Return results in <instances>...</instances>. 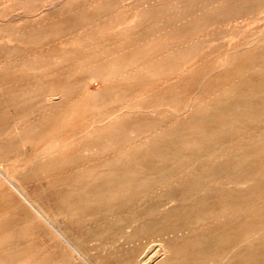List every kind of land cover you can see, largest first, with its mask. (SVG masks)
<instances>
[{
    "label": "bare ground",
    "instance_id": "bare-ground-1",
    "mask_svg": "<svg viewBox=\"0 0 264 264\" xmlns=\"http://www.w3.org/2000/svg\"><path fill=\"white\" fill-rule=\"evenodd\" d=\"M82 1L94 4L88 7V10H96V12L89 15L80 14L79 3L59 0L48 5L46 2H37L35 6L41 13L31 14L24 8H20L18 10L23 11H19L17 16L20 20L33 18L39 23L48 22L53 24H63L65 22L73 24L80 20L96 21L102 24L119 23L118 17L107 13V8H109L112 0ZM119 1L123 3L122 0ZM221 7V4L218 5L217 1H213L210 7L202 5L197 10L215 9L220 12ZM132 21L134 22L135 19ZM72 32L73 29H66L62 33ZM13 34L10 33L0 37V91L3 89L2 87L6 86L15 84H22V86H20L17 93L19 109L10 106V103H0V110L5 108L7 114L12 116L10 123L0 119V188L9 193V202H14L19 213H14V208H12V214L3 211L4 214L0 215V264H48L46 262L42 263L38 252L29 251L26 246V235L23 231L18 232L19 229L16 231V217H22L28 225L35 227L38 232L40 231L47 238L49 237L50 241L62 251L65 257L64 262H70L71 264H102L97 261L98 259H95L93 251L97 249L94 248V244L91 245L93 242L97 244L102 242L106 245L114 244L115 236L120 230L131 228L134 232V229L139 225L145 226V219L148 222V230H152V232L159 230L160 222L156 220L157 215L154 211H150L144 216L138 213L136 215L131 213L132 216L123 213L130 202L134 206L140 204L142 200H139L138 197L142 188H148L149 190L163 189L168 204L179 201V199H193L201 205L198 200L200 195L203 194V197L209 191L216 190L218 192L220 190V188L219 190H209L210 183L222 185L223 181H227L233 185L249 183L254 185L260 180L264 182V170H261L264 167V161L259 160L260 166H249L247 169L244 166L248 160L263 156L264 135H260L259 140L254 139L253 145L248 147L249 151L232 154L230 156L232 162H228L224 166L218 162L215 163L216 172L218 170H227L226 173L232 171L231 175L228 176L220 175L221 173L217 175L215 171L209 174L206 171V165H204L205 160H215L216 158L219 160L226 153L215 150L209 154L203 153L196 156L194 162L191 156L186 154L181 156L183 151L182 149L178 150V146L185 147L189 145L194 148L206 141L205 138H202L204 136L190 140L179 139V141V133H182L178 129L180 124H167L166 128L161 129L160 133L156 128L154 129L156 138L153 139L154 136L151 131L148 132L137 126L135 118L139 111L158 112L152 106L151 100L143 104H135L130 99L131 95H135L137 92L148 95L153 90L151 85L143 84L140 86L139 84L144 78V81L148 79L149 76L146 74L156 66L146 62L147 60L143 58L145 56L143 55L144 52L142 54L135 52L110 57H106L107 52H101L97 55L98 57H95V53L94 55L84 53L86 49L89 50L90 47L94 49L95 47L93 42L89 43L85 39L86 41L80 43L72 41L69 46L70 51L66 54L57 51L51 56L35 54L33 59H27L23 55L15 54L14 50L18 48L26 50L27 47L33 44L43 46L52 40V31L43 28L31 38L24 32ZM261 38H264V34H259L258 39H255L249 45H253L255 42L258 43ZM1 49H5V52ZM103 49L105 48L103 47ZM235 52H238L236 47L229 54L232 55ZM99 57L104 59L98 63L91 62V60H96ZM197 57L195 55L193 58ZM263 58V56L259 57L261 59L259 61L261 62L260 65L264 67ZM259 61L257 60L255 63ZM117 62L119 63L117 64ZM235 63V59L230 58L217 61L211 68L206 69L203 74H219L230 69ZM130 71L132 74H130ZM139 72H145V77H141ZM125 74L130 76L127 77ZM115 75L121 76L118 83L110 81V78ZM91 79L100 80L104 83V97L98 107L100 112L103 113L98 119L99 122L103 123V126L100 129L93 128L92 125L80 127L82 137H78L75 134V131L79 130L80 120L78 116L90 106L78 96L82 93H85L86 97L92 95L90 92ZM202 83L200 82L199 85L201 86ZM115 89H120L123 92L121 96L117 97L119 101L112 106L114 103L112 102L113 91ZM224 94L226 93H221V97L225 96ZM259 94L260 97H264V91L260 90ZM246 96H248L247 101H256L259 97L257 95L253 97H250L251 95ZM33 98L36 100L33 101ZM185 99L187 100L186 104L190 106L189 109L193 107L208 109L211 106L206 103L203 97L196 94H191ZM253 107L252 103L249 106L245 105V108L237 106L229 112V116H236L237 112L242 109L250 112ZM165 108L166 112L176 113L180 111L174 101H168ZM261 111H264V109ZM259 120L264 122V117L250 119L248 126L250 127L251 124H255ZM125 124H132V129L137 135L143 133V131L147 134L144 138L145 142L139 145V150L146 145L159 147L161 143L168 146L167 150L161 155L162 152L159 153V149H157L149 157L150 151L143 149L138 159V157H135L138 149L133 147L126 155L119 153L112 160L104 159V163L97 165L96 159H103V153L113 149L124 140ZM12 125L16 130H14L15 133L11 129ZM67 133H70V136L65 137L64 134ZM133 149L135 150L133 151ZM17 150L18 155L13 159L10 152ZM81 159H84V162L77 165V162ZM137 159L139 161L148 159V161H151L150 163L157 160L165 164L159 167L152 166V169L145 171L147 168H139L140 165L134 163L138 161ZM120 163L123 164L119 165ZM169 164H171V167ZM71 165H75L76 168L70 170ZM161 171H171L172 174L170 173L168 177L156 178L155 172L160 173ZM189 176H194V179L190 181ZM26 177H30L32 186L34 185L39 190L35 196L28 191L29 186H26L27 183L26 185L23 183ZM135 177L139 179L138 182L133 180ZM172 184H180L181 187L183 184L187 189L180 193V197L177 194L175 195L176 192L170 188ZM131 191L134 194L133 196L129 195ZM142 193L144 194L143 191ZM58 196L60 197L58 198ZM250 197L253 199L252 208L254 213H252L258 214L262 218V224L259 225L257 231L248 230V234L242 241H236L229 250L230 254L234 250L236 251L241 242H251L255 235L261 233L264 229V188L260 190L253 189ZM232 199L231 194L220 197V205L217 211L214 212L213 217L221 218L228 215L229 222L232 224H235L239 217H243L241 204L233 202ZM253 214L248 216H253ZM112 216L118 218L114 223L109 220ZM143 218L144 220H142ZM204 220H209V218L205 216ZM65 221H68L69 225ZM96 223H101V227H94ZM114 224L120 226V229L112 227ZM168 229H173V226ZM167 231L169 233V230ZM170 231L175 233V230ZM207 242L208 239L204 245L200 246L202 251L207 247ZM89 244L93 246H89L90 249L87 247ZM195 245L199 247L198 242ZM170 252V249L163 242L157 246V251L151 260L144 261L140 259L138 264H164L168 260ZM225 253L219 246H215L209 257L204 254L205 256L203 255L201 258L191 260L189 264H223V260L229 255V252L228 255ZM52 254L55 256L54 253ZM185 261L187 260L185 259Z\"/></svg>",
    "mask_w": 264,
    "mask_h": 264
},
{
    "label": "rangeland",
    "instance_id": "rangeland-1",
    "mask_svg": "<svg viewBox=\"0 0 264 264\" xmlns=\"http://www.w3.org/2000/svg\"><path fill=\"white\" fill-rule=\"evenodd\" d=\"M57 1L59 0H0V37H4V35L6 36L10 33H14L13 35H15V33L21 34L24 32L31 38L43 28L53 33L52 40L48 41L45 45L38 46L37 44H33L27 47L26 50L18 48L14 50L15 54L23 55L27 59H33L35 54L51 56V54L57 51L66 54L70 51L69 46L72 41L80 43L86 40L89 43L93 42V46L95 47L94 49L91 47L89 50L86 49L84 53L86 55L89 53L94 55L95 53V57H98L97 55L101 52H107L106 57L122 54L128 55L135 52L142 54L144 52L143 55L145 56L143 58L147 60L146 62L158 67L155 66L148 74L139 72L143 78L145 74L149 76L147 80L144 81V78L139 84L140 86L143 84L151 85L153 86V90L148 95L137 92L135 95H131L130 99L135 104H143L151 100L152 106L158 112L139 111L135 118L137 126L148 132L151 131L154 136L156 134L154 132L155 128L160 133L161 129L166 128L167 124H180L178 129L182 133H179L178 140H190L204 136L202 138H205L206 141L199 144V146L194 148L189 145L185 147L178 146L177 149H182L183 154L181 153V156H185V154L191 156L193 162L196 160V156H200L203 153L209 154L214 150L226 153L219 160L216 158L215 160L207 159L204 161L206 171L209 174L214 171L216 172L215 163L217 164L218 162L224 166V164L232 162L230 159L232 154L249 151L248 147L253 145L254 139L257 138L259 140L260 135H264V122L259 120V122L251 124L250 127L248 126L250 119H261L264 117V111H261L264 109V97H260L259 94L260 90L264 91V67L260 65L261 62L259 61L261 60L259 57H264V38H261L258 43L255 42V44L249 45L252 41L258 39L259 34H264V0H122L123 3H120L119 0H112L109 8H107V13L118 17L121 22L107 24L90 20H80L73 24L66 22L63 24H53L48 22L39 23L33 20V18L18 19V12L23 11L18 10L20 8H24L31 14L35 12L41 13L35 6L37 2H46L48 5ZM66 1L79 3L80 14L89 15L96 12V10H88V7L94 5L92 3L82 0ZM213 1H217L218 5H222L220 12L215 9L197 10L202 5L210 7ZM15 11L16 13H14ZM134 19L135 21L131 22ZM66 29H73V32L68 34L62 33ZM103 47L107 50L104 51ZM235 47L238 48V52L232 55L229 54ZM1 51L5 52V49H1ZM195 55L198 57L193 58ZM229 58L236 61L235 65L230 69L219 74H203L206 69L211 68L217 61ZM102 59L104 58L99 57L96 60H91V62L98 63ZM257 60L259 62L255 63ZM130 74H132L131 71ZM125 76L129 77L130 75L125 74ZM119 78H121L120 75H115L113 78H110V81L118 83ZM200 82H203L201 86L199 85ZM20 86L22 84L2 87L3 89L0 91V103H10V106L19 109L17 93L20 90ZM103 91L104 83L100 80L91 79L90 92L92 95L86 97L85 93H82L78 96L86 104L90 105L86 111L78 116L80 120L79 130L75 131L78 137H82L80 127L92 125L93 128L100 129L103 126V123L98 120L102 116L101 114H103L98 108L99 103L102 102L104 97ZM122 92L120 89L113 91L114 97L112 102L114 103L112 106L119 101L117 97L121 96ZM224 92L226 93L224 94L225 96L221 97V93ZM191 94L203 97L206 103L211 106L208 109L199 107L189 109L188 107L190 106L186 104L187 100L185 98ZM246 95H251L250 97L257 95L259 97L256 101H247L248 96ZM32 100L35 101L36 99L33 98ZM168 101H174L180 111L176 113L166 112L165 106L168 104ZM251 103L254 107L250 112L243 111L242 109L237 112L236 116H229V112L237 108V106L245 108V105L249 106ZM11 117L7 114L5 108L0 110L1 120L10 123ZM132 126V124H125L124 140L113 149L103 153V159H96L97 165L104 163V159L112 160L119 153L126 155L133 147L138 149L135 156L138 159L143 149L150 151L149 157L157 149H159V153L162 152L161 155L165 153L168 146L163 143L159 147L146 145L139 150V145L145 142L144 138L147 134L143 131V133H139L140 136L137 135ZM13 127L12 125L11 129L15 133L16 130ZM64 136H70V133L64 134ZM152 138L155 139L156 137ZM10 155L15 159L18 155V150L10 152ZM257 158L245 162V169L249 166H260V161H264V153L263 156ZM83 162L84 159H81L77 162V165ZM150 162L146 159L138 160L134 163H138L140 165L139 168H147L145 171H148L152 166L159 167L165 164L157 160H154L152 163ZM122 164L120 163L119 165ZM74 168H76L75 165L69 167L70 170ZM261 170H264V167ZM226 171L218 170L216 174L231 175L232 171L227 173ZM170 173L172 174L171 171L155 172V177L158 179L164 176L168 177ZM193 177L189 176L190 181L194 179ZM136 178L133 180L138 182L139 179ZM223 182L222 185L210 183L209 190H219V188L220 190L218 192L216 190L209 191L203 197V194L200 195L198 200L201 205L197 204L193 199H179V201L168 204L166 193L163 189L149 190L148 188H142L138 197L139 200H142L140 204L134 206L130 202L128 208L123 213L124 215L131 213H135L136 215L138 213L144 216L150 211H154L157 215L156 220L160 222L159 230L157 232L148 230V222L145 219V226L139 225V227L134 229V232L131 228L120 230L115 236L114 244L106 245V243L102 242H99L101 244L93 242L91 245L94 244V248L97 249L93 251L95 259H98L97 261L102 264L106 262L107 264H138L140 259L144 261L151 260L157 251V246L164 242L171 251L168 260L164 264H189L191 260H195L198 257L201 258L204 254L209 257L215 246H219L221 250L226 252V255L229 252L228 257L223 260V264H264V229L261 233H258L259 235L256 234L251 242H241L232 254L229 251L236 241H242L246 237L248 230L257 231L259 225L262 224V218L258 214H253V199L251 198L252 196L250 197V194L253 189H263L264 184L262 183L264 182L260 180L254 185L250 183L233 185L227 181ZM23 183L25 185L27 183L26 186L30 187H28V191L33 196L39 191L34 185L32 186L30 177H26ZM170 188L176 192L175 195L179 196L181 195L180 193L187 189L183 184L182 187L180 184H172ZM230 194L233 196V202L241 204L242 213H244L242 214L243 217H239L235 224L229 222L228 215L221 218L213 217L214 212L217 211L220 205V197L224 195L229 196ZM129 195L133 196L134 194L131 191ZM9 199V193L0 188V215L4 214L3 211L7 213L11 212L12 214V208H14V213H19L14 202H9ZM249 214H253V216H248ZM205 216L209 220L205 221ZM109 220L114 223L118 218L116 219V217L112 216ZM15 221L16 231L19 229L18 232H24L26 235V246L29 248V251L39 253L42 263L71 264L70 262L63 261L65 257L62 251L50 241L49 237L47 238L46 235L40 231L38 232L35 227L28 225L22 217H16ZM65 223L69 225L68 221H65ZM100 224L96 223L94 227L100 228ZM167 224H170V226ZM171 226H173V229H168ZM112 227L120 229V226L116 224ZM229 228L231 231H229ZM167 230H169V233ZM170 230H175V233ZM207 239V247L202 251V247L200 246L204 245ZM196 242H198L199 247L195 245ZM89 246L90 244L87 245L89 249L93 247Z\"/></svg>",
    "mask_w": 264,
    "mask_h": 264
}]
</instances>
